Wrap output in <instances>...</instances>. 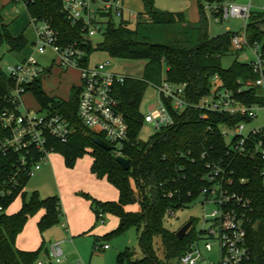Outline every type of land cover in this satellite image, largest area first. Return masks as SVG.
<instances>
[{
  "label": "trees",
  "instance_id": "trees-1",
  "mask_svg": "<svg viewBox=\"0 0 264 264\" xmlns=\"http://www.w3.org/2000/svg\"><path fill=\"white\" fill-rule=\"evenodd\" d=\"M199 2V0H197ZM143 12L132 22L122 16L116 24L111 22L105 33V42L100 45L110 55L125 59L144 60L141 77L128 78L117 88L120 110L128 124V142L122 153L129 160V169H124L111 150L97 145L93 138H103L84 127L76 115L79 90L68 100L47 95L40 81L30 85V91L42 108L58 111L70 121L73 131L66 142L53 139L50 143L53 152L60 153L66 167H73L77 159L90 154V171L97 178H105L118 190L117 200L101 201L87 196L90 208L95 213H107L118 218V225L102 237L122 233L127 227L134 226L138 234L141 256L129 247L117 255L118 264H161L158 248H162L164 259H178L195 239L192 221L191 228L182 239L176 230L165 226L164 218L168 210L181 208L197 198L203 182L200 175L204 172L201 163H191L192 156L203 149H210L211 157L226 156L227 144L221 134L222 125H234L245 119L239 115L210 112L206 119L199 118V110L188 107L182 112L170 109L174 124L163 126L147 141L139 138L144 123V115L139 110L143 92L149 83L158 84L162 79L170 82L186 83V98L195 103L207 95L211 79L217 75L223 85L232 89L243 102L257 101L253 90L238 93L239 78H255L250 65L233 60L229 67L221 65V58L230 51V34L220 33L210 36L206 21L199 11L198 24L186 21L182 12L159 11L154 8L153 0H142ZM27 9L32 17L49 20L58 30L61 42L82 41L80 27L70 25L61 10V0H28ZM181 24V37L162 42L148 36L154 26ZM253 36L263 40L264 35L252 29ZM252 36V37H253ZM6 44L9 50L23 48L26 39L22 33L14 36L8 25L0 17V48ZM87 44H91L87 42ZM165 66V77L162 69ZM13 81L0 67V96L9 92ZM2 102L0 99V108ZM231 168L234 184L232 189L243 193L254 206V215L261 222L248 229V244L251 249L249 264H264V190L256 170V161L249 156L234 158ZM243 178L244 181L240 182ZM28 180L24 182L26 186ZM175 191L168 196V191ZM189 192L191 193L189 195ZM21 196L20 208L13 213H0V264H35L40 255H47L48 249L41 244L35 250H23L16 246V238L23 230L29 217L43 210L37 221L40 232L59 221L61 214L59 197H39L33 192L26 197L25 187L16 191L3 202L8 208L17 196ZM138 204L139 209L127 210L126 206ZM98 237V236H97ZM95 238L96 242L101 238ZM155 238L158 241L155 242Z\"/></svg>",
  "mask_w": 264,
  "mask_h": 264
},
{
  "label": "built area",
  "instance_id": "built-area-1",
  "mask_svg": "<svg viewBox=\"0 0 264 264\" xmlns=\"http://www.w3.org/2000/svg\"><path fill=\"white\" fill-rule=\"evenodd\" d=\"M22 2L26 8L28 0H9ZM200 11L207 28L230 20H240L237 31L228 26L222 33L230 34V50L241 51L248 48L252 58L246 61L255 78L245 81L239 78L238 93L253 90L257 101L250 103L240 100L236 93L223 85L219 76L211 79V88L207 95L193 103L186 98V83L170 82L162 79L152 84L157 92V103L150 105L143 116L144 122L152 124L155 130L174 124L170 109L182 112L188 107L199 110V118L206 119L208 113L215 112L244 117L236 124L222 125L221 134L227 144L226 156L211 157L210 149L203 148L192 156L191 163L198 160L204 172L200 175L203 182L199 196L204 204L211 203L214 208L203 216L208 226L195 232V239L188 249L178 258L182 264H249L251 249L248 244V229L261 222L254 215V206L243 193L232 189V162L237 156H249L256 161V170L261 178L264 190V123L246 129V124L257 117V110L264 109V49L263 40L254 37L252 29L264 35V5L256 6L252 0H199ZM61 10L70 25L80 27L82 41L61 42V37L49 20L30 16L34 29L32 47L34 52L44 54L47 50L54 53L52 64L62 70L76 69L80 85L76 115L79 122L92 131L102 134L111 146L113 155H122L128 142V124L120 110L117 88L126 79L135 76L115 72L106 60L90 65L88 52L91 46H98L85 37L105 36L108 25L115 18L124 15L122 0H61ZM128 15L132 11H128ZM130 17V16H129ZM253 36V37H252ZM90 42L91 44H87ZM243 62V61H242ZM50 65V66H51ZM4 73L13 81L8 93L0 96V213L7 212L3 202L25 187L28 180L41 165L48 161L54 151L53 139L66 142L73 127L68 118L54 110L39 107L33 110L23 101L27 88L40 81L44 67L33 54L16 64L7 65ZM244 179L241 178L240 182ZM175 191H168L173 196ZM191 193L189 192V195ZM198 196V197H199ZM175 210H168L174 215ZM103 222L102 214H99ZM264 223V220H263ZM207 241L204 248L212 250L216 244L219 251L217 263L206 262L199 249L200 239ZM99 246V245H98ZM97 246V247H98ZM103 249L109 245L102 243ZM60 241L51 242L48 253L39 264H59L64 259Z\"/></svg>",
  "mask_w": 264,
  "mask_h": 264
},
{
  "label": "rangeland",
  "instance_id": "rangeland-1",
  "mask_svg": "<svg viewBox=\"0 0 264 264\" xmlns=\"http://www.w3.org/2000/svg\"><path fill=\"white\" fill-rule=\"evenodd\" d=\"M256 6H263L264 0H252ZM125 8L124 16H130V20L135 22L139 18V13L143 12L142 0H122ZM153 6L159 11L168 12H182L185 15L186 21H194L198 24L200 2L197 0H153ZM132 11L128 15V11ZM0 17L2 21L8 25L12 35L16 36L20 33L26 39V44L23 48L9 50V47L4 44L0 48V67L5 69L7 65L16 64L23 58L33 54L34 58L44 67L45 71L40 77V85L43 91L49 96H55L63 100H68L77 90H79L80 79L79 73L76 69L62 70L60 67L53 65L51 69L49 66L52 63L54 53L47 50L44 54L34 52L32 41L34 39V29L30 22V14L26 6L22 3H15L9 0H0ZM120 17L115 18L117 24ZM189 22V21H188ZM240 20L230 19L209 28V35L215 36L226 31L228 26L231 30L237 31L240 27ZM183 25L174 24L167 26H154L148 30V36L162 42L179 38ZM180 31V32H179ZM88 62L90 65L110 61V68L115 72L129 74L135 77H141L143 72L144 60L139 58L125 59L110 55L107 50L100 45L91 46L88 52ZM252 58L251 52L248 48L241 51L230 50L221 58V65L226 68L231 65L233 60L249 61ZM162 77H165V66L162 69ZM157 92L154 86L149 83L145 88L139 110L142 114H146L149 107L153 103H157ZM25 104L33 110L39 107V103L31 92H27L23 96ZM257 117L246 124V129L253 126H259L264 123V109L257 110ZM156 132L152 124L144 122L142 124L139 138L147 141ZM90 154H85L83 157L77 159L73 167H66L62 160L60 153H53L51 156V163L41 165L27 181L25 186L26 197H30L33 192H37L39 197L46 198L48 196L57 195L64 207L71 212L70 229L66 231L61 223L65 220L64 216H59V221L44 231L40 232L36 226V221L40 217L42 210L38 211L33 216L29 217L23 230L16 238V245L21 249H32L43 244L48 248L49 244L54 241L64 239L61 242V248L64 252V259L59 264H118L117 255L127 247L135 252V256H141L138 242L137 230L134 226L127 227L122 233L102 237L117 225V220L114 215L103 213V222L98 218L96 220L93 212V220L89 218V199L99 191L100 187L106 185L110 190L116 192L110 183H105V180H98L92 177L87 170L90 163ZM111 192V191H110ZM63 195V198L62 196ZM116 196V195H115ZM61 202V201H60ZM203 197L199 196L181 208H176L174 215H166L164 224L166 227L178 230L183 224L189 220H194L193 227L197 233L199 229L208 226L204 223L203 216L213 210L214 205L211 203H202ZM22 203L21 196H17L12 204L7 209L8 212L16 211ZM77 203V204H75ZM86 214V215H85ZM90 220V221H89ZM92 220V221H91ZM80 224V227L74 228ZM91 222V223H90ZM192 226V224H191ZM190 226V228H191ZM189 228V229H190ZM77 229H82L81 231ZM188 229V230H189ZM75 231V232H74ZM97 235H99L97 237ZM101 237L96 244L107 243L109 248L103 249L95 247V238ZM158 238H155V242ZM207 239L202 238L199 241V249L205 261L217 263L219 259L218 246L214 244L211 251L204 248ZM36 248V249H37ZM158 254L161 258V264H182L178 259H164L162 248H158ZM44 257L40 255L35 264H39ZM45 258V257H44ZM198 264H201L200 262Z\"/></svg>",
  "mask_w": 264,
  "mask_h": 264
},
{
  "label": "crops",
  "instance_id": "crops-1",
  "mask_svg": "<svg viewBox=\"0 0 264 264\" xmlns=\"http://www.w3.org/2000/svg\"><path fill=\"white\" fill-rule=\"evenodd\" d=\"M189 22H191V23H194L195 22V20L194 21H190L189 19H187ZM53 65H55V66H57V64H52L51 66H49V69H51L52 68V66ZM59 67V66H58ZM69 70V69H68ZM68 70H66L65 72H67ZM53 153H55V152H52L50 155H49V159H48V161L47 162H45V163H43L42 165H44V164H47V163H51V156H52V154ZM62 160H63V157H62ZM63 163H64V161H63ZM91 163H92V157L90 158V163L88 164V167H87V170L89 171L88 173L92 176V177H95L96 179H98V180H105L106 182L105 183H109L105 178H97L93 173H91V171H90V165H91ZM111 184V183H110ZM112 185V184H111ZM113 186V185H112ZM114 187V186H113ZM114 189L116 190V192H113L112 190H110V188H108L106 185H103L102 184V186L100 187V189H99V191L98 192H96L95 194H94V196L92 195V197H94V198H96V199H98V200H101V201H107V200H117L118 199V190L114 187ZM111 191V192H110ZM116 195V196H115ZM60 196H62V198H63V195H61V193H60ZM60 199V198H59ZM61 201V202H60ZM59 202H60V208H61V216H64V218H65V220H63V222L61 223V226L66 230V231H69V229H70V221H71V212H69V210L68 209H66L65 207H64V203L62 202V199L60 200ZM75 204H77V203H75ZM89 207H90V201H89ZM9 208V207H8ZM20 208V207H19ZM18 208V209H19ZM17 209V210H18ZM91 209V208H90ZM126 209L127 210H132V211H135V210H138L139 209V205L136 203V204H132V205H128V206H126ZM16 210V211H17ZM13 212H15V211H13ZM13 212H10V213H13ZM7 213H9L8 212V210H7ZM43 214V210H42V213L40 214V217H41V215ZM86 215V214H85ZM39 217V218H40ZM115 218H116V222H117V225H118V218L116 217V216H114ZM38 218V219H39ZM89 218L90 219H92L93 220V211L91 210V211H89ZM70 220V221H69ZM91 220V221H92ZM38 221V220H37ZM37 221H36V226H37ZM90 221V220H89ZM91 223V222H90ZM76 224H77V222L75 221V223L73 224L74 225V228L76 229V228H84V227H80V224H78L77 226H76ZM116 225V226H117ZM78 231L80 230H82V229H77ZM113 230V229H112ZM75 232V231H74ZM20 234V233H19ZM97 236H99V235H97ZM18 237V236H17ZM63 240L64 239H61V240H58V241H60V242H63ZM17 246V245H16ZM39 247V246H38ZM19 248V247H18ZM37 247H34V248H32V249H23V250H35ZM109 248V247H108ZM21 249V248H20ZM48 249V248H47ZM44 257H45V255H44ZM44 257L42 258V260H44ZM49 264H54V263H49Z\"/></svg>",
  "mask_w": 264,
  "mask_h": 264
},
{
  "label": "water",
  "instance_id": "water-1",
  "mask_svg": "<svg viewBox=\"0 0 264 264\" xmlns=\"http://www.w3.org/2000/svg\"><path fill=\"white\" fill-rule=\"evenodd\" d=\"M106 37L105 36H98V37H90L87 38L85 37V40L90 41L94 44L97 45H102L105 42ZM94 142L99 145L100 147L106 149V150H111V146L110 144H108L105 140H103L102 138L99 137H94L93 138ZM116 160L122 165V167L124 169H129V160L122 155H118L115 157ZM192 224V221L189 220L187 221L185 224H183L177 231H176V236L179 239H182L184 237V235L186 234V232L188 231V229L190 228Z\"/></svg>",
  "mask_w": 264,
  "mask_h": 264
}]
</instances>
